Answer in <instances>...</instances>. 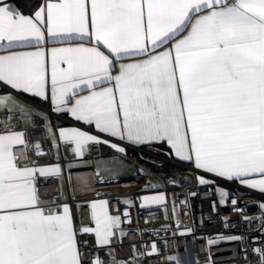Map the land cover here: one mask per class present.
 <instances>
[{
	"label": "snow or ice",
	"instance_id": "6c2138e0",
	"mask_svg": "<svg viewBox=\"0 0 264 264\" xmlns=\"http://www.w3.org/2000/svg\"><path fill=\"white\" fill-rule=\"evenodd\" d=\"M73 40L81 42L44 47ZM0 53V83L51 99L52 111L132 145L166 143L196 169L264 194V0H43L29 15L0 0ZM38 115L44 133L75 156L93 145L125 151L81 128L54 132ZM30 147L46 155L25 132L0 134V264H105L85 261L79 236L103 249L117 230L126 235L121 217L107 200H92L90 225L77 229L68 203L42 206L41 178L63 170L30 160ZM218 194L225 204L229 193ZM165 202L161 193L141 206ZM255 251L264 264V247ZM158 254L152 243L147 256Z\"/></svg>",
	"mask_w": 264,
	"mask_h": 264
},
{
	"label": "built area",
	"instance_id": "2783aa9c",
	"mask_svg": "<svg viewBox=\"0 0 264 264\" xmlns=\"http://www.w3.org/2000/svg\"><path fill=\"white\" fill-rule=\"evenodd\" d=\"M46 111L51 113L50 110ZM21 129L22 116L19 112L0 113V133ZM125 147L139 155L147 164L168 165L193 174L200 173L192 166L175 161L154 146ZM22 148L23 146H16L15 150L19 152ZM25 151L28 152L30 160H36L40 165L52 163L47 151H43L46 155L40 157H35L31 147ZM60 152V160L72 161L76 158L71 148L64 144L60 146ZM112 155L113 149L110 146L93 145L86 149L84 157L93 161ZM92 175V169L85 168L77 169L68 176L69 197L65 203L72 208L77 229L82 224L90 225L86 205L88 197L100 196L109 202L110 213L121 217L120 228L126 235L114 237L111 245L103 249L96 245L94 236H79L85 261L98 256L105 264H111V248H129L133 264H168L172 256L179 260L188 259L187 252H190L194 264H259L260 253L255 249L264 247V212L259 207V199L264 198V194L248 189L238 182L218 181L215 178L214 182L205 185L187 184L183 180L171 181L163 188L172 209L165 214L162 209L142 210L134 205H123L122 197L136 199L137 191L147 186L144 172H136L123 179L108 178L94 183L90 180H93ZM218 185L230 190L225 204L219 203L221 198ZM39 189L41 199L53 198L54 204L64 203L53 179L41 178ZM233 198L237 201L235 206L231 204ZM178 221L180 227H177ZM187 228H191L192 232L181 235ZM219 235H237L242 239L221 240L215 245L207 243L209 239H215ZM152 243L157 245L159 254L149 257L147 253L151 251Z\"/></svg>",
	"mask_w": 264,
	"mask_h": 264
},
{
	"label": "crops",
	"instance_id": "0c3cea01",
	"mask_svg": "<svg viewBox=\"0 0 264 264\" xmlns=\"http://www.w3.org/2000/svg\"><path fill=\"white\" fill-rule=\"evenodd\" d=\"M5 2L11 3L14 7H18L21 11H23V13L25 15H29L32 12H34L43 3V0H5ZM185 34H186V32L182 33L181 35H185ZM178 38L179 37H177V39ZM80 42L81 41L73 40V41H69L68 43H65V44H57V43H52V42L46 41L44 44V47L46 49H50L52 47L68 46L69 43L70 44H76V43H80ZM164 47H168V45H165ZM160 50H163V49H158V51H160ZM0 54H2V53H0ZM125 62H128V61H125ZM113 74L115 75V71L113 72ZM80 94L83 95V94H87V93L84 92V93H80ZM0 98L7 99V103L0 102V113L10 112V111L20 112L21 116H22V129H21V131L25 132L26 140L28 141L29 145H34L35 143H40L41 144V150L47 151L48 154L50 155L51 160H52L51 164H54V163L60 164V158H61L60 146L63 143H60L59 141H57L54 144L53 140L44 133V131H43L44 125H42L40 123L41 116L38 114H42L43 117L47 118L48 126L51 127L54 132L58 131V129H61V128L77 127V128H81L82 130L89 131L93 135H98L101 138H103V136H104L103 139L111 138L112 140H117L118 142H121L122 145L120 143H116V142H112V143H115L118 146L123 147L125 149V151L123 153L117 152L115 149H113V155L112 156L97 158V159L91 161V160L86 159L84 157L85 153H86V151H85L83 157L76 156V158L74 160L67 161L65 163L64 167H62V165L60 164L61 168L63 170L62 175L60 177H55V178L59 182V188H60L59 195H60L61 201L64 203L66 202L67 195H68L67 191H68V183H69V181H68V171L69 170L91 168L93 171V174L95 176L96 181H101L103 179H108V178H118V179L120 178L121 179V178L132 176L134 173H136L138 171L146 173V171L142 167H140L139 164L138 165L140 168H138L136 171H134L132 173H125V171H123V169H121V166H123L124 163H126V162L130 163L131 160H135L134 156L137 158L136 161L142 165V163L139 162V159L140 160H142V159L138 158L137 155L135 153H133L131 150H129L127 147H125V145L131 146V147H142V146L151 145V146H154L156 148L163 150L170 158L174 159L175 161L194 167L193 163H191L189 161H183V160H180L178 157H175V155L171 153V150L166 143L132 145V144H129L127 141H120L118 138L108 137L106 134L99 133L94 127L84 125L82 122L76 121L70 115V113L52 111L53 106L51 104V99L45 101L42 98L34 97L30 94H23V93L17 92L16 90L11 89L10 86L4 85L3 83H0ZM28 100H31L35 103H38L39 106L31 104ZM46 110H51L52 112L55 113V115H52L51 113H49ZM62 118L65 119L66 121H64ZM0 134H4V133H0ZM169 167H172V166H169ZM197 170L200 172L199 174H193L190 172L180 170L181 172L177 176H173V177H170L167 175H158V174L152 173L151 171L150 172L157 177H161V180L160 179L159 180L163 184H168L171 181H178L184 175H187L190 178L191 183L194 185L195 184L202 185L199 183L200 177H204L205 179L210 180L212 182H214L213 178H215L218 181H227L225 178L216 177L211 173H205L201 169H197ZM244 187H246V186H244ZM148 188L149 187L141 188L138 192L137 200L135 199V201H134V199L131 198L130 200L133 201L132 204L128 205L125 203L126 206H132L134 203H136V206H138L139 209H146V210L155 209V208L163 209V207L165 205H163V206L162 205H151V206H147V207L141 206L143 204V197L155 196V195H159L160 192H163L162 190L157 189L155 187H152L151 189H148ZM254 191L258 192V190H254ZM142 194H145V195H142ZM124 198L125 197H122L123 205H125L124 201H123ZM126 198H128V197H126ZM41 200H42V206H44V207L54 205V199L53 198L41 199ZM92 200H104V199L100 196H92V197H90V199L88 197L89 202ZM259 201H260V204L264 203V198H260ZM170 211H172V209L169 205V209H167L166 212L170 213ZM114 216H117V215H114ZM120 234H121L120 231L117 230L116 236H119ZM111 250L117 252L115 264H124L123 261H126L127 256L131 255V251L129 248H111L109 251H111ZM187 257H188V259L179 260L177 257L172 256L171 258H175V259H171L169 264H177V262H178V264H194L192 261V258L190 256V252H187Z\"/></svg>",
	"mask_w": 264,
	"mask_h": 264
},
{
	"label": "rangeland",
	"instance_id": "374dc122",
	"mask_svg": "<svg viewBox=\"0 0 264 264\" xmlns=\"http://www.w3.org/2000/svg\"><path fill=\"white\" fill-rule=\"evenodd\" d=\"M134 159L135 160H131L130 163H128V162L124 163V165L121 166V169H123V171H125V173H132V172L136 171L138 168L142 167L146 171V176H147L148 185H149L148 189H151L152 187H155L157 189L162 190L164 188L165 184L161 183V181H160L161 177H157V176L153 175L145 165H141L140 163H138L136 161L137 158L135 156H134ZM138 164L140 165V167H139ZM217 189L218 190L223 189L225 192L230 194V190L228 188H225V187L221 186V185H218ZM161 193L164 194L165 197H166V203H165V206L163 207V210H164L165 213H167L166 211H167V209H169V197L164 191L160 192V194ZM142 195H145V194H142ZM123 201H124V204L126 203L128 205H131L132 202H133L132 200H130V198H126V197L123 199ZM109 254H110V258H111V262H112L111 264H115V259H116V256H117V252L111 250V251H109Z\"/></svg>",
	"mask_w": 264,
	"mask_h": 264
},
{
	"label": "bare ground",
	"instance_id": "6f19581e",
	"mask_svg": "<svg viewBox=\"0 0 264 264\" xmlns=\"http://www.w3.org/2000/svg\"><path fill=\"white\" fill-rule=\"evenodd\" d=\"M31 104H33V105H37V106H39V104L38 103H35V102H33V101H31V100H28ZM51 111V110H50ZM10 112H17V111H10ZM4 113H6V112H4ZM20 113V112H19ZM51 113L52 114H55L54 112H52L51 111ZM21 114V113H20ZM103 138H104V136H103ZM105 139H109L111 142H116V143H121V142H118L117 140H112L111 138H105ZM33 150V149H32ZM33 153H34V151H33ZM137 155V154H136ZM36 157V156H35ZM76 157V156H75ZM137 157L138 158H141L139 155H137ZM95 160V159H94ZM63 161V162H62ZM67 161H71V159L70 160H68V159H65V161L64 160H60V163L62 164V167H64V165H65V163L67 162ZM142 161V160H141ZM144 162V161H143ZM145 163V162H144ZM85 169V168H84ZM91 169V168H90ZM77 170V169H76ZM76 170H69L68 171V176L69 175H71L74 171H76ZM138 172H141V171H138ZM145 173V172H144ZM135 174V173H134ZM133 174V175H134ZM146 174V173H145ZM94 175V174H93ZM92 175V176H93ZM77 176V175H76ZM184 176H187V175H184ZM184 176H182L179 180H183L185 183H187L185 180H184ZM95 176H93V180H92V178L90 179L91 181H93V183L94 182H96V180H95V178H94ZM130 177V176H129ZM147 177V176H146ZM125 178H127V177H125ZM50 179H53L54 181H55V185L58 187V193L60 192V188H59V182H58V180L56 179V178H50ZM118 179V178H117ZM120 179V178H119ZM121 179H123V178H121ZM178 180V181H179ZM148 181V180H147ZM187 184H192L191 183V181H190V183H187ZM167 185H169V183L168 184H165L164 185V187L165 186H167ZM77 187H78V184H77ZM146 187H148V183H147V186ZM146 187H144V188H146ZM140 190V189H139ZM139 190L137 191V197H136V200H137V198H138V192H139ZM163 190V189H162ZM67 199H68V197H69V192L67 191ZM90 197H92V196H90ZM90 197H89V199H90ZM128 198H130L131 199V197L130 196H128ZM133 199V198H132ZM134 201H135V199H134ZM89 202V201H88ZM74 203L76 204V202L74 201ZM77 204H79V203H77ZM134 206H136V203H134L133 204ZM132 205V206H133ZM169 205H170V203H169ZM124 206H126V205H124ZM137 208H138V206H136ZM139 209V208H138ZM155 209H161V208H155ZM142 210H146V209H142ZM163 210V209H162ZM164 211V210H163ZM87 212H88V210H87ZM165 213V212H164ZM165 214H167V213H165ZM88 215V214H87ZM123 235L122 234H120L119 235V237H122ZM170 261H171V259H170ZM170 261H169V263H170ZM123 263L124 264H128V263H130V264H133V259H132V257H130V256H127V258H126V261H123ZM168 263V264H169Z\"/></svg>",
	"mask_w": 264,
	"mask_h": 264
},
{
	"label": "trees",
	"instance_id": "16d2710c",
	"mask_svg": "<svg viewBox=\"0 0 264 264\" xmlns=\"http://www.w3.org/2000/svg\"><path fill=\"white\" fill-rule=\"evenodd\" d=\"M139 162L142 163V165H145L149 171L152 173L158 174V175H167L170 177L177 176L181 171L177 168L174 167H169V166H154L150 164H145L143 161L139 159Z\"/></svg>",
	"mask_w": 264,
	"mask_h": 264
},
{
	"label": "water",
	"instance_id": "95a60500",
	"mask_svg": "<svg viewBox=\"0 0 264 264\" xmlns=\"http://www.w3.org/2000/svg\"><path fill=\"white\" fill-rule=\"evenodd\" d=\"M184 180L187 182V183H190V178L188 176H184Z\"/></svg>",
	"mask_w": 264,
	"mask_h": 264
}]
</instances>
